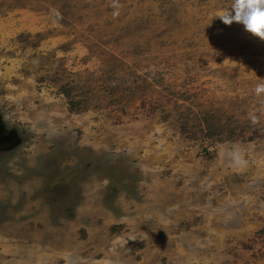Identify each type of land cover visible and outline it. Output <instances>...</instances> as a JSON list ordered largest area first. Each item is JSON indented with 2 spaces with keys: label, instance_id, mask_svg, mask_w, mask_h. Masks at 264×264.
I'll list each match as a JSON object with an SVG mask.
<instances>
[{
  "label": "rangeland",
  "instance_id": "374dc122",
  "mask_svg": "<svg viewBox=\"0 0 264 264\" xmlns=\"http://www.w3.org/2000/svg\"><path fill=\"white\" fill-rule=\"evenodd\" d=\"M116 2L0 0V264H264V40Z\"/></svg>",
  "mask_w": 264,
  "mask_h": 264
},
{
  "label": "clouds",
  "instance_id": "9594fccd",
  "mask_svg": "<svg viewBox=\"0 0 264 264\" xmlns=\"http://www.w3.org/2000/svg\"><path fill=\"white\" fill-rule=\"evenodd\" d=\"M113 7H119L116 0ZM118 14V11L113 13L114 16ZM218 17L225 25H231L233 22L242 24L245 31L264 40V0H232L231 6L223 10Z\"/></svg>",
  "mask_w": 264,
  "mask_h": 264
},
{
  "label": "flooded vegetation",
  "instance_id": "af4514ba",
  "mask_svg": "<svg viewBox=\"0 0 264 264\" xmlns=\"http://www.w3.org/2000/svg\"><path fill=\"white\" fill-rule=\"evenodd\" d=\"M15 132L11 129H6L0 119V149H9L12 147L11 143L17 138Z\"/></svg>",
  "mask_w": 264,
  "mask_h": 264
},
{
  "label": "water",
  "instance_id": "95a60500",
  "mask_svg": "<svg viewBox=\"0 0 264 264\" xmlns=\"http://www.w3.org/2000/svg\"><path fill=\"white\" fill-rule=\"evenodd\" d=\"M18 142V140L16 139L15 141H13L12 143H11V145L13 146L14 144H16Z\"/></svg>",
  "mask_w": 264,
  "mask_h": 264
}]
</instances>
